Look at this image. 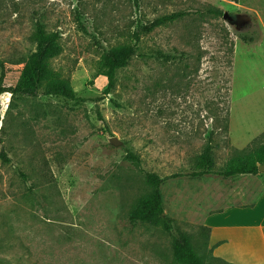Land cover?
Wrapping results in <instances>:
<instances>
[{
    "label": "rangeland",
    "instance_id": "obj_1",
    "mask_svg": "<svg viewBox=\"0 0 264 264\" xmlns=\"http://www.w3.org/2000/svg\"><path fill=\"white\" fill-rule=\"evenodd\" d=\"M210 6L228 16L205 13ZM180 10L189 14L140 40L141 52L169 58L135 54L106 91L102 53L138 23ZM38 19L61 35L51 67L77 98H0V152L9 157L0 156V264H178L172 232L128 219L149 189L146 171L166 178L175 230L207 251L204 218L244 201L243 191L259 193L264 171L253 185L242 175H174L192 170L211 133L217 168L264 140L263 131L240 148L229 128L239 119L233 131L249 140L264 126V0H0V76L2 62L35 51Z\"/></svg>",
    "mask_w": 264,
    "mask_h": 264
},
{
    "label": "trees",
    "instance_id": "obj_2",
    "mask_svg": "<svg viewBox=\"0 0 264 264\" xmlns=\"http://www.w3.org/2000/svg\"><path fill=\"white\" fill-rule=\"evenodd\" d=\"M204 12L216 16L223 14L222 9L214 6L208 7ZM188 14V11L180 10L161 15L149 22H140L129 34V41L120 42L105 50L99 60L98 73L107 78L106 91H110L115 86L119 70L128 66L135 54L138 53L141 57L169 58L170 55L162 50L150 54L141 52L139 50L142 42L140 41L141 36ZM242 37L247 39L249 36L242 35ZM31 38L36 45L35 51L16 61L1 63L0 98L12 95H35L41 91L46 95H60L76 99L77 95L70 80L55 72L51 67V58L60 51L61 35L59 31L49 30L46 24L38 19ZM251 38L249 37V40ZM7 80H11V85L8 86ZM225 127L228 128L227 122ZM212 141L213 133L210 134L202 152L193 158L192 170L177 173L174 176L216 175L230 178L241 174L260 173L259 166L264 163V140L255 143L250 148H235L233 155L221 168L216 167L215 144ZM0 156L6 161L9 160L5 149L0 152ZM127 159L133 161L137 166H141V159L133 152H128ZM144 176L149 189L137 199L129 213V221L131 223L148 222L155 226L162 225L167 231L172 232L174 258L178 264H231L212 255L211 249L208 247L210 234L208 226L200 227L205 230L207 251H203L189 233L175 230L172 219L165 214L162 186L166 178L150 171H146ZM206 252L210 254H206Z\"/></svg>",
    "mask_w": 264,
    "mask_h": 264
},
{
    "label": "crops",
    "instance_id": "obj_3",
    "mask_svg": "<svg viewBox=\"0 0 264 264\" xmlns=\"http://www.w3.org/2000/svg\"><path fill=\"white\" fill-rule=\"evenodd\" d=\"M261 41H264V33ZM237 125L238 128L241 125L239 119L236 121L231 117L230 134L236 146L240 148L264 131L263 126L255 131V134H250L248 140L244 133L238 135L233 131ZM241 175L247 176L251 185L259 178L256 177L258 174ZM258 180L256 185H260L259 193L254 189L242 192L245 200H251L240 201V198L236 197V201L224 204L204 218L203 225L210 228L208 247L213 256L231 264H264V175Z\"/></svg>",
    "mask_w": 264,
    "mask_h": 264
},
{
    "label": "water",
    "instance_id": "obj_4",
    "mask_svg": "<svg viewBox=\"0 0 264 264\" xmlns=\"http://www.w3.org/2000/svg\"><path fill=\"white\" fill-rule=\"evenodd\" d=\"M223 15H224V17H227L228 12L225 11ZM112 143L115 145H118V144H120V141L114 137V138H112ZM259 171L260 172L264 171V163L259 166Z\"/></svg>",
    "mask_w": 264,
    "mask_h": 264
},
{
    "label": "flooded vegetation",
    "instance_id": "obj_5",
    "mask_svg": "<svg viewBox=\"0 0 264 264\" xmlns=\"http://www.w3.org/2000/svg\"><path fill=\"white\" fill-rule=\"evenodd\" d=\"M236 18L239 19L240 23H243L245 21V19L243 18V20H242L239 15H236Z\"/></svg>",
    "mask_w": 264,
    "mask_h": 264
}]
</instances>
